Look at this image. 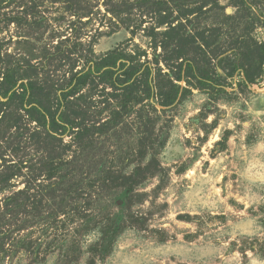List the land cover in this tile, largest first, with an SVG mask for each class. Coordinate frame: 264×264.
Masks as SVG:
<instances>
[{"label":"rangeland","instance_id":"obj_1","mask_svg":"<svg viewBox=\"0 0 264 264\" xmlns=\"http://www.w3.org/2000/svg\"><path fill=\"white\" fill-rule=\"evenodd\" d=\"M248 2L247 22L239 0H0V179L17 175L0 192V264H264V74L249 84L232 70L246 61L237 36L264 47V0ZM173 27L183 59L166 61ZM118 49L143 55L154 83L173 79L176 103L123 112L121 91L94 73L67 99L74 128L56 142L68 177L47 180L43 129L1 96L5 72L56 109L74 77ZM18 192L29 201L16 207Z\"/></svg>","mask_w":264,"mask_h":264},{"label":"trees","instance_id":"obj_2","mask_svg":"<svg viewBox=\"0 0 264 264\" xmlns=\"http://www.w3.org/2000/svg\"><path fill=\"white\" fill-rule=\"evenodd\" d=\"M239 2V6L241 7L240 13H245L242 16V19L246 18L247 22L250 21L249 19H251L253 15L250 12L251 9L249 7L248 0H239ZM218 6L219 4L217 3L216 7ZM227 19H232V21H234V18L231 17H228ZM222 30L223 29L221 28H215L212 30L216 33L215 35H217V41H219L220 37L223 35ZM165 36L167 37L166 41L175 47L171 54L172 57H167L165 60L167 61L168 58L175 61L183 59L181 49L186 39L184 38L185 35L182 33L181 28L173 27ZM200 41L203 42L205 46H210V42L205 36H201ZM245 41L246 40H243V37L239 38L237 36V40L235 41V45L233 47H237L236 49H238L240 55L242 51L243 55L241 56L242 58H246V61H239V64H235L232 70L236 71L237 69H240L244 75V81L249 84H255L257 80L256 78L262 77L264 74V47H259L258 49L253 50L252 45H247ZM190 44L192 45V43ZM141 56L143 55L138 54V56H132L131 54H127L119 49L108 53L106 57L100 60V62L94 63V72L89 70L86 74L81 75L80 78L74 77L73 80L70 81L68 90L62 93L60 98L56 97V109H54L53 106L54 99L50 97V93L45 92L42 86H39L37 83L32 81H29L28 84H19L22 80L16 77L15 67L7 69L3 77L2 85L4 91L1 93V96L3 98H9L8 103L17 107L18 110L25 111L28 118L37 122L39 128L43 129L42 133H39L41 137L39 135L38 136L40 145H43L42 151L44 152L42 156L43 160L41 163V172H45L47 180L51 181L53 179L65 177L60 175L59 170L61 171L60 168H62V166H67V164H61L64 159L61 157L63 155H60L59 148L56 147V142L58 141V136L65 134L69 130V127L74 128L73 123H70L66 117V112L70 104L67 99L76 95L79 90L83 88V86H86L90 76L94 73H101L100 75L106 83L108 82L111 87L121 91V100L118 106L123 112L128 110L134 111L137 106L146 103V107L153 108H155L153 102H157V104L163 108H168L176 103L181 91L180 87L174 83L173 79L171 80L170 78L163 80V82L160 81L159 83H154L155 81L152 79V69L147 65V63H141L139 61ZM198 60L205 62V59ZM222 61L223 60H221V62ZM191 63L192 65L190 64L189 66L192 69V76L197 79L201 86H208L209 82L212 80L209 76L208 70H206L204 66L200 65L197 60L192 61ZM182 65L183 63L179 65V69L180 67L182 68ZM195 70L199 73L198 78L194 74ZM182 78L181 72L179 71L176 75L175 81L181 82L183 80ZM75 80H77V83L71 87L73 84L72 82ZM27 106L29 108H27ZM62 108L63 111L59 116V112ZM142 112V109L138 111L140 115H142ZM115 116L118 117V113H115ZM146 116H148V114H146ZM84 132L89 133L90 131L85 128L83 130V133ZM101 132L102 131H99V133ZM80 138L81 137H79V139ZM57 161L61 162L57 163ZM15 176L17 175L11 173L10 175L0 179V192L8 187V183H11ZM67 177L68 176L65 178ZM56 191V189L49 190L48 196L53 197L54 194L56 195ZM13 197H10L9 200H11L12 204L14 203V206L16 207L20 206L19 203H16L19 199L23 198L26 202L29 201V196L21 195V192H18V194ZM4 214L6 213H2L0 211V218ZM22 246L25 247L26 244H21V247L19 248L24 249ZM262 250L264 253V248Z\"/></svg>","mask_w":264,"mask_h":264},{"label":"water","instance_id":"obj_3","mask_svg":"<svg viewBox=\"0 0 264 264\" xmlns=\"http://www.w3.org/2000/svg\"><path fill=\"white\" fill-rule=\"evenodd\" d=\"M227 13H230V9L227 11Z\"/></svg>","mask_w":264,"mask_h":264}]
</instances>
